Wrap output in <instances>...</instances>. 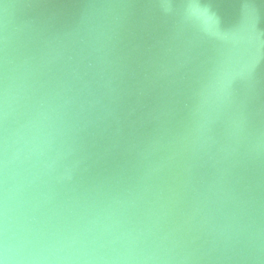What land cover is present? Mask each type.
<instances>
[{
  "label": "water",
  "instance_id": "obj_1",
  "mask_svg": "<svg viewBox=\"0 0 264 264\" xmlns=\"http://www.w3.org/2000/svg\"><path fill=\"white\" fill-rule=\"evenodd\" d=\"M0 264H264V0H0Z\"/></svg>",
  "mask_w": 264,
  "mask_h": 264
}]
</instances>
